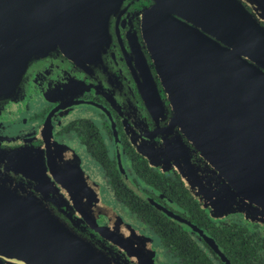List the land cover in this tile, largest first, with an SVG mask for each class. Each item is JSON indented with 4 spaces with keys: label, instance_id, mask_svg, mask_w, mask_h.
I'll return each instance as SVG.
<instances>
[{
    "label": "flooded vegetation",
    "instance_id": "1",
    "mask_svg": "<svg viewBox=\"0 0 264 264\" xmlns=\"http://www.w3.org/2000/svg\"><path fill=\"white\" fill-rule=\"evenodd\" d=\"M178 1L191 10L230 5ZM237 1L264 38L258 29L264 33V0ZM152 4L121 0L98 44H84L74 58L51 51L27 64L14 92L0 96V184L12 182L8 186L21 197L30 192L65 203L51 202L55 214L110 256V264H264V203L247 209L196 141L179 125L169 126L172 107L141 30ZM144 60L163 102L143 96ZM228 143L245 149L237 141L236 149L235 139ZM2 151L15 154L16 166ZM50 160L62 169L66 197L51 187ZM74 163L91 182L89 190L70 172ZM222 185L227 189L216 196ZM97 190L116 219L109 233L102 230L112 224L106 215L69 204L92 201ZM213 199L223 202L222 210L210 204ZM89 216L97 229L86 223Z\"/></svg>",
    "mask_w": 264,
    "mask_h": 264
},
{
    "label": "water",
    "instance_id": "2",
    "mask_svg": "<svg viewBox=\"0 0 264 264\" xmlns=\"http://www.w3.org/2000/svg\"><path fill=\"white\" fill-rule=\"evenodd\" d=\"M120 1L0 0V96L14 92L30 61L51 51L74 58L84 44H98L109 14ZM215 7L191 10L181 8L178 0H153L144 11L142 36L172 107L170 128L179 125L196 141L242 195L247 209L254 211L253 204L264 203V38L237 0H230L224 11ZM143 66L148 86L144 98L163 102L145 60ZM234 139L236 149V141L245 143V149L234 150L228 143ZM9 154L2 151L6 163L16 166L15 154ZM49 162L53 163L51 187L66 197L69 187L62 169ZM78 168L74 163L69 170L78 173L89 190L91 182ZM11 178L6 170V181ZM9 184H0V264H110V256L76 235L55 214L52 201L30 192L21 197ZM225 189L219 186L216 196L222 197ZM94 195L92 201L69 204L106 215L111 226L99 228L109 233L116 220L113 211L100 201L98 190ZM210 204L223 209L220 200ZM86 223L97 229L93 217H87Z\"/></svg>",
    "mask_w": 264,
    "mask_h": 264
}]
</instances>
